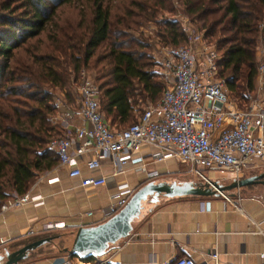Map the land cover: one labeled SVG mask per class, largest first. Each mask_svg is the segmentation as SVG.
I'll return each instance as SVG.
<instances>
[{
	"label": "trees",
	"instance_id": "trees-1",
	"mask_svg": "<svg viewBox=\"0 0 264 264\" xmlns=\"http://www.w3.org/2000/svg\"><path fill=\"white\" fill-rule=\"evenodd\" d=\"M74 1L88 5L86 23L78 18L60 24L57 7ZM108 1L0 0V201L25 192L37 173L56 164L54 152L45 144L53 133H63L49 121L62 108L54 106L50 89L56 88L65 103L71 102L70 75L75 82L79 69L94 70V81H100L99 110L114 127L134 121L137 100H154L162 91L158 75L124 37L125 30L137 24L135 18L149 20L156 9L169 10V0H128L113 21ZM181 4L204 37L218 33L216 74L224 79L229 95L241 101L246 91L254 90V36L258 30L264 39V21L258 27L264 0H181ZM163 25L167 42H185L174 20Z\"/></svg>",
	"mask_w": 264,
	"mask_h": 264
},
{
	"label": "built area",
	"instance_id": "built-area-1",
	"mask_svg": "<svg viewBox=\"0 0 264 264\" xmlns=\"http://www.w3.org/2000/svg\"><path fill=\"white\" fill-rule=\"evenodd\" d=\"M181 30L185 42L165 50L160 60L166 79L162 91L124 127L114 129L108 125L99 110L97 85L83 68L77 73L73 106L61 98L54 99V106L62 109L53 113L50 121L58 122L63 133L51 138L47 145L66 176L77 178L81 186L105 184L106 175L94 174L101 157L107 159L109 175L114 176L127 165H143V147L149 149L145 154L150 163L172 158L208 186L212 180L222 184L263 169L264 105L257 87L246 91L241 101L229 97L224 79L216 74L215 45L208 43L202 31L185 18ZM263 75L264 64H258L255 78ZM73 114L87 125H71L69 118ZM84 153H88L83 161L87 173L77 163ZM156 176L155 168L144 171L146 179ZM131 193L132 189L124 188L110 194V202L99 208L101 218L116 212ZM219 195L225 196L223 192ZM25 202L37 204L41 202L40 195L13 193L0 202V211ZM57 225L62 223H46L43 227L50 230ZM3 241L0 238V243ZM207 257L210 264H229L219 261L215 250ZM167 263L195 264L186 255L173 257Z\"/></svg>",
	"mask_w": 264,
	"mask_h": 264
},
{
	"label": "crops",
	"instance_id": "crops-1",
	"mask_svg": "<svg viewBox=\"0 0 264 264\" xmlns=\"http://www.w3.org/2000/svg\"><path fill=\"white\" fill-rule=\"evenodd\" d=\"M69 122L86 124L75 114ZM147 150L142 148L143 165H127L114 176L109 175L107 159L101 157L94 174L106 175L107 181L97 186H81L57 163L35 176L26 191L40 195L41 202H25L0 211V238L4 240L0 250H12L32 238L57 234L28 251L16 264H66L65 260L69 264H168L179 255L190 257L195 264H210L207 254L211 250L216 251L219 261L229 264H264V184L223 191L225 196H159L143 205L128 234L108 245L102 255L91 260L68 257L63 247L70 245L77 227L104 220L99 208L110 202V194L124 188L133 191L149 180L144 177L150 163ZM86 157L88 153L82 154L77 162L83 173L88 172L83 166ZM165 160L161 161L166 168L163 170L176 172L177 166L173 170ZM156 170L158 176L154 179H165V173ZM52 222L62 225L50 230L43 227Z\"/></svg>",
	"mask_w": 264,
	"mask_h": 264
},
{
	"label": "rangeland",
	"instance_id": "rangeland-1",
	"mask_svg": "<svg viewBox=\"0 0 264 264\" xmlns=\"http://www.w3.org/2000/svg\"><path fill=\"white\" fill-rule=\"evenodd\" d=\"M127 1L128 0H109L107 2V5L109 7V13H110L111 21L114 20V18L117 16L118 13L122 12V7L125 6ZM168 3L170 6V9L169 10L156 9L152 19L143 20L141 18L140 19L135 18V21L137 22V24H134V25L131 24L130 25L131 27L128 28L127 30H125L126 35L124 37V40L126 41L127 46L129 48H133L136 52L140 53L139 54L140 60L142 62H146L151 67L152 71L158 75L157 78L161 81L162 84L166 83V79H165L164 74L162 73L161 68H160V60H161L162 56H164L163 52L165 50H167L168 48L175 47L178 45H182L184 43L183 39L179 40L176 44L169 43L165 40L164 35L162 36V27L164 26L163 25L164 22H166L168 20H174L177 23V27L180 28V30H181V21L183 18H185V20L188 21L191 25H193V27H195L198 30H201L203 33V30H202V28L199 27V24L195 23V21L193 19H191L189 16H187L183 12V5L181 4V0H169ZM88 11L89 10H88L87 4H84L81 1H78V2L74 1V2H71L69 4H62L59 7H57L55 15L59 19V21L61 22L60 24H62V22L64 20H69L71 22H74L78 18L83 19L84 23H86V21L89 17ZM114 15H116V16H114ZM139 20H141V21H139ZM263 21H264V13H263V17L260 19V22H259L260 24L258 25V27L260 25H262ZM217 37H218V33H215V34L207 35V37H204V38L208 43L215 45L216 41L218 39ZM136 42L139 43V45ZM253 50H254V58H255L256 65L262 64V63L264 64V39H262L261 33L258 30L254 36ZM85 72L90 77H92V79H93V75L95 77L94 70H92V71L85 70ZM70 77H71V75H70ZM70 77H69L68 92H70L71 102H69V103L66 102V103L73 106V104H74V93H73V91H74V87H75V83L77 81V78H76L75 82H71ZM93 81H94V79H93ZM94 82L97 83L100 81L96 80ZM235 82L239 83L240 80L236 79ZM253 84H255V86L257 87V89H256V87H255V89L259 91V98L261 100V103L264 105V75L258 79H255V77H254ZM50 90H51V94L53 96L52 100L54 98H61L62 99L59 90H57L56 88H52ZM228 96L231 97L229 95V93H228ZM156 99L157 98H155L154 100H149L147 98H144L143 99L144 101L143 100L142 101L137 100V103L134 105L135 111L133 112V115H137L139 113V111L141 110V108H143L148 103H152V102L156 101ZM105 117H104V119L106 120ZM107 120H106V122H108ZM49 121H50V117H49ZM51 123L56 124V125H58V127L61 128V126L58 122H56V123L51 122ZM108 125L114 129H117L119 127L120 128L124 127L125 123L118 125L119 127H117V126L114 127L115 126L114 123H111V125L110 124H108ZM58 134H59V132H57L55 134L53 133V135L48 140H50L51 138L57 137ZM45 147L50 149L48 147L47 143L45 144ZM146 158H147V156H146ZM165 162L167 164H169L170 168H172L173 170H175L174 166L176 165L177 171L172 172V173L165 172L163 169H166V168H163V163H161V161L149 163V165L147 166V169H154V168L159 169V171L162 174L165 173L164 178L166 180L173 179L175 181H180V180L191 179V180L197 181V178L195 176H193L192 174L185 171L183 164L176 162V161H173L171 159H166ZM171 165H173V166H171ZM262 170H264V167H263V169H254L252 172L247 173L246 175L258 173ZM45 171H47V170H44V171L37 173L36 176H38L41 173H44ZM224 183H227V182H224ZM147 203H148V200L146 199L143 202V205H146ZM60 248H61L60 246L57 247L58 250Z\"/></svg>",
	"mask_w": 264,
	"mask_h": 264
},
{
	"label": "water",
	"instance_id": "water-1",
	"mask_svg": "<svg viewBox=\"0 0 264 264\" xmlns=\"http://www.w3.org/2000/svg\"><path fill=\"white\" fill-rule=\"evenodd\" d=\"M251 184H264V170L232 179L224 184L212 180V187L191 179L175 181L152 178L146 180L132 191L126 202L116 212L96 224L77 227L70 245L63 247V251L67 255L78 258L102 255L109 244L128 234L131 222L138 216L146 199L148 202H154L159 196H216L220 192ZM56 236L57 234H47L35 237L12 250L2 248L0 264H16L25 258L28 251Z\"/></svg>",
	"mask_w": 264,
	"mask_h": 264
},
{
	"label": "bare ground",
	"instance_id": "bare-ground-1",
	"mask_svg": "<svg viewBox=\"0 0 264 264\" xmlns=\"http://www.w3.org/2000/svg\"><path fill=\"white\" fill-rule=\"evenodd\" d=\"M57 226H61V225H57Z\"/></svg>",
	"mask_w": 264,
	"mask_h": 264
}]
</instances>
